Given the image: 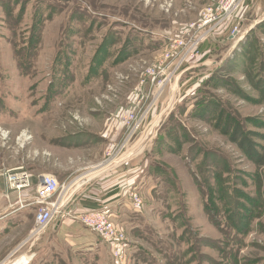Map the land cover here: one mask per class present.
<instances>
[{"label":"rangeland","instance_id":"1","mask_svg":"<svg viewBox=\"0 0 264 264\" xmlns=\"http://www.w3.org/2000/svg\"><path fill=\"white\" fill-rule=\"evenodd\" d=\"M211 4L0 0L1 182L14 167L68 183L88 174L122 140L121 119L138 96L134 114L144 121L124 157L142 158L153 189L137 192L140 212L131 202L115 212L129 221L126 264H264V165L244 157L229 131L240 125L264 147V85L255 88L259 71L264 80V0H246L235 20L208 32L160 96L148 73L162 62L165 37ZM31 32L37 43L27 45ZM20 210L0 260L21 238L9 262L113 264L107 244L69 217L29 240L36 209Z\"/></svg>","mask_w":264,"mask_h":264},{"label":"built area","instance_id":"2","mask_svg":"<svg viewBox=\"0 0 264 264\" xmlns=\"http://www.w3.org/2000/svg\"><path fill=\"white\" fill-rule=\"evenodd\" d=\"M246 0H212L209 6L197 20L181 31L178 36L167 38L163 59L157 68L148 71L153 80L158 79V90L155 93L163 94L165 86L171 82L173 76L188 64V60L198 53V46L203 43L205 36L210 31L221 28L226 22L235 20L237 14L242 10ZM238 30L234 27L231 36H237ZM169 71V72H168ZM162 78V79H161ZM148 97V96H147ZM136 96L130 107L129 115L122 117V125L125 132L121 141L116 143L107 154L105 161L98 165L102 171L107 172L126 163L130 156L124 157L129 151L131 142L140 129L144 116H136L140 102ZM155 99V96H154ZM154 103V100H153ZM151 108L148 109V112ZM146 114V113H145ZM5 185L8 190L16 192L18 196V207L24 208L26 202L21 200L26 191L34 188V197L30 205L36 207L34 226L29 234V240H36L49 225L55 220L65 216V207L68 201L69 183H60L54 176L45 174L38 178L35 185L32 175L23 168L8 170L3 173ZM23 199V198H22ZM131 206L135 212H140L142 200L135 191L129 193ZM68 217H71L67 214ZM72 220L78 221L86 229L95 233L109 247L113 264L127 263V243L124 227L118 225L115 215L107 210H87L81 214H74Z\"/></svg>","mask_w":264,"mask_h":264},{"label":"crops","instance_id":"3","mask_svg":"<svg viewBox=\"0 0 264 264\" xmlns=\"http://www.w3.org/2000/svg\"><path fill=\"white\" fill-rule=\"evenodd\" d=\"M205 47V45H202L199 48L200 54L206 53ZM116 129L119 133V129H121V127L118 126ZM137 157L138 154H132L126 161H129V164L118 166L107 172L102 171L104 169L99 167H92L88 173L89 175H81L75 181L70 182L69 184L71 186L68 191V201L64 210L65 216L62 218H68L67 214L72 217L74 214H81L86 210H107L116 217L115 212L117 209H125L126 207L130 208L128 195L131 191L140 193L142 190H146L147 188H149V191H152L153 183L151 179H153V175L148 172L145 173V167L141 162L142 158ZM45 159L47 160V158ZM53 160L55 161L56 159L54 158ZM95 161L98 160L96 159ZM16 168L18 167H14L10 170ZM27 171L32 175L33 185L36 184L40 176L45 174L54 176L60 183H68L67 180H61V178L55 173L51 172V170H49V172L39 173H33L29 170ZM34 194V188H32L31 190H28L22 194L23 197H21V200L26 202L27 205L33 200ZM17 200L18 196L16 192L8 190L5 182H1L0 180V241H5L4 237L10 233L9 230L11 229L9 228L11 226H15L12 229H17L20 227L21 223L18 219L21 217V210L18 207ZM122 216L123 214L121 217ZM71 217L69 218L72 219ZM115 221L122 227H124L125 223L129 222L128 219L123 220V222H119L118 220ZM32 226H34V221ZM31 230L32 227L27 231L28 235L30 234ZM20 239L21 238L18 240ZM18 240L14 239L11 244L6 245L4 251L2 252L4 253L2 255V259H4L2 262V259L0 260V264L9 262L10 258L14 255L12 250L16 246L15 244L18 242Z\"/></svg>","mask_w":264,"mask_h":264},{"label":"trees","instance_id":"4","mask_svg":"<svg viewBox=\"0 0 264 264\" xmlns=\"http://www.w3.org/2000/svg\"><path fill=\"white\" fill-rule=\"evenodd\" d=\"M32 32L30 33L29 39L26 40L27 45L36 44L37 39H34ZM264 73V72H262ZM246 75V74H245ZM260 71L258 72V82L255 85V88L262 84L264 85V80L261 78ZM249 78V76H245ZM263 93V94H262ZM261 95L264 96V91L261 92ZM231 134V142H233L239 151L246 157L252 164L256 165L257 167H261L264 165V147L258 144L257 140H262L263 137L259 134L252 133V132H244L240 125H235L230 128ZM259 194V193H258ZM259 197V196H258ZM87 211V210H86Z\"/></svg>","mask_w":264,"mask_h":264},{"label":"bare ground","instance_id":"5","mask_svg":"<svg viewBox=\"0 0 264 264\" xmlns=\"http://www.w3.org/2000/svg\"><path fill=\"white\" fill-rule=\"evenodd\" d=\"M22 138H26V135H22ZM31 257L28 255H22L8 263L5 264H29Z\"/></svg>","mask_w":264,"mask_h":264}]
</instances>
